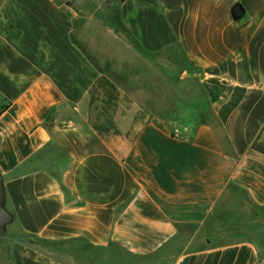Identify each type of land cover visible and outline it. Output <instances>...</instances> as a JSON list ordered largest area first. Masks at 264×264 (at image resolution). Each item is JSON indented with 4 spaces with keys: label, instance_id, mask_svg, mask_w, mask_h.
<instances>
[{
    "label": "crops",
    "instance_id": "obj_1",
    "mask_svg": "<svg viewBox=\"0 0 264 264\" xmlns=\"http://www.w3.org/2000/svg\"><path fill=\"white\" fill-rule=\"evenodd\" d=\"M0 171L12 264H264V0H0Z\"/></svg>",
    "mask_w": 264,
    "mask_h": 264
},
{
    "label": "rangeland",
    "instance_id": "obj_2",
    "mask_svg": "<svg viewBox=\"0 0 264 264\" xmlns=\"http://www.w3.org/2000/svg\"><path fill=\"white\" fill-rule=\"evenodd\" d=\"M108 2H109V0H107V3ZM99 14L104 15V19H105V22L107 25H114L115 27L120 29L123 34L128 35V32H126L124 27L119 22L118 9H117L116 4L113 5V7L110 9H108V7L106 6V8L102 9ZM184 102L186 103L187 106L192 105V102L189 101V98H185ZM190 110H191V112H189ZM190 110H185V111H188V119L187 118H184L185 120H183V118H181V119L176 118L175 119L176 120L175 122L177 123V126H179V128L181 126H183L184 124H189L188 120L191 117H194L196 120L201 119V118H199V117H202V116H200L201 114H199L200 113L199 111L197 113V110H194V109H190ZM4 234H5V232H0V264H12L10 251L8 250V242L5 239V237H3ZM165 259H162L159 264H171L170 259H169V261L165 260Z\"/></svg>",
    "mask_w": 264,
    "mask_h": 264
},
{
    "label": "water",
    "instance_id": "obj_3",
    "mask_svg": "<svg viewBox=\"0 0 264 264\" xmlns=\"http://www.w3.org/2000/svg\"><path fill=\"white\" fill-rule=\"evenodd\" d=\"M5 187L0 171V232H5L6 226L12 221V215L5 209Z\"/></svg>",
    "mask_w": 264,
    "mask_h": 264
},
{
    "label": "trees",
    "instance_id": "obj_4",
    "mask_svg": "<svg viewBox=\"0 0 264 264\" xmlns=\"http://www.w3.org/2000/svg\"><path fill=\"white\" fill-rule=\"evenodd\" d=\"M182 118H187V119H188V116H184V117H182Z\"/></svg>",
    "mask_w": 264,
    "mask_h": 264
}]
</instances>
